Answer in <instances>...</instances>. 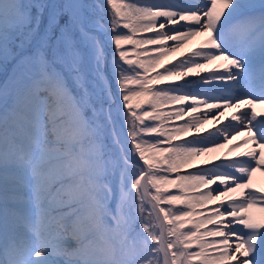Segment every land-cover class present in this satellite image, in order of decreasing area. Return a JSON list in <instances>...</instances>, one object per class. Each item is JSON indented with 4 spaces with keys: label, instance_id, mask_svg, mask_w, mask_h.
<instances>
[{
    "label": "snow or ice",
    "instance_id": "6c2138e0",
    "mask_svg": "<svg viewBox=\"0 0 264 264\" xmlns=\"http://www.w3.org/2000/svg\"><path fill=\"white\" fill-rule=\"evenodd\" d=\"M0 71V264H264V0H0Z\"/></svg>",
    "mask_w": 264,
    "mask_h": 264
},
{
    "label": "bare ground",
    "instance_id": "6f19581e",
    "mask_svg": "<svg viewBox=\"0 0 264 264\" xmlns=\"http://www.w3.org/2000/svg\"><path fill=\"white\" fill-rule=\"evenodd\" d=\"M118 2H119V0H118ZM133 2H134V0H123V3H126V4H131ZM183 2H188V0H183ZM148 35L149 34H147V33H137L134 36V38H136V39L147 38ZM206 36H207V33L204 32V33H201L199 35L190 37L189 40L184 43L183 47L179 48L175 52L168 53L166 55V57L164 58V60L165 61H171V60H174V58L180 57L181 53H187L190 49H193V48L201 45L203 43V41L205 40ZM144 48H149V50H150V46H145V45L125 46V51L129 53L128 59L133 60V61H135L138 58L143 59L144 53H143L142 49H144ZM218 63H220V62L219 61L213 62L211 64H208L207 67L208 68H215ZM134 102L135 101H133V103ZM234 111H235V109H231V108L224 109L225 117H221L220 120L223 121L226 117H230ZM256 111L257 112H264V105H257ZM184 119H187V116H185ZM176 123H178V122L173 119L172 121L167 122L166 126L167 127H174L176 125ZM214 123L215 122L209 118L208 122L203 124V128L209 129L214 125ZM181 135H183V134H181ZM246 135H247L246 130L242 131L241 134L236 137V140L242 141ZM250 146H251V142H249V144H241L238 149H234L232 153H227V155L232 156L237 151L243 152ZM225 154H226V148L217 150V152L214 155L218 156V157H223V156H225ZM212 159H213V154H209L208 156H200L199 158H197L194 161V163L199 164L203 160L211 161ZM180 171H181V174L185 173L184 169H181ZM252 184L256 188L264 189V170L258 169L256 172H254L252 174ZM173 194H176V193H173ZM234 195H236V194H234ZM249 215L252 216L253 218H256V219L264 218V212H261L258 208H255V207L252 209H249Z\"/></svg>",
    "mask_w": 264,
    "mask_h": 264
},
{
    "label": "rangeland",
    "instance_id": "374dc122",
    "mask_svg": "<svg viewBox=\"0 0 264 264\" xmlns=\"http://www.w3.org/2000/svg\"><path fill=\"white\" fill-rule=\"evenodd\" d=\"M96 2H98V1L96 0ZM99 3H104V0H102V2H101V0H99ZM3 79H4V73L2 71H0V82H2Z\"/></svg>",
    "mask_w": 264,
    "mask_h": 264
}]
</instances>
